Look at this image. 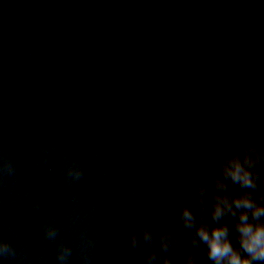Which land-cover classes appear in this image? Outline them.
<instances>
[{
  "label": "clouds",
  "instance_id": "9594fccd",
  "mask_svg": "<svg viewBox=\"0 0 264 264\" xmlns=\"http://www.w3.org/2000/svg\"><path fill=\"white\" fill-rule=\"evenodd\" d=\"M250 65L248 59L245 70H250ZM242 85L246 88L247 81ZM261 166H264V147L258 145L245 128L220 155V173L209 178L213 190L209 192L207 184L196 183L186 191L188 203L180 209V221L185 229L194 230V233L184 264H198L194 249L201 245L211 264H264V175L258 170ZM5 167L13 170L10 162H6ZM68 172L76 178L81 175L75 166L69 167ZM193 175L188 176L189 181ZM237 188L239 192H235ZM205 213L210 221L203 219ZM45 232L50 238L56 236L54 227L47 226ZM140 233L138 236L132 231L131 246L143 250L153 244V235L146 228H140ZM159 245L163 253H168L173 248H181L182 241L174 231L165 229L159 237ZM69 251L61 244L58 259L63 262ZM7 255H14V249L6 241H0V256ZM144 264H173V260L169 255L160 256L149 251Z\"/></svg>",
  "mask_w": 264,
  "mask_h": 264
}]
</instances>
